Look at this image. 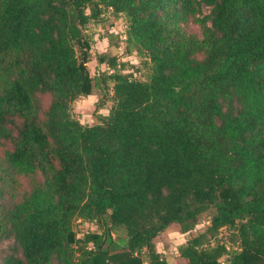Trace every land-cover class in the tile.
Segmentation results:
<instances>
[{"label":"trees","instance_id":"1","mask_svg":"<svg viewBox=\"0 0 264 264\" xmlns=\"http://www.w3.org/2000/svg\"><path fill=\"white\" fill-rule=\"evenodd\" d=\"M106 8L147 80L116 53L89 75L77 47ZM96 91L82 123L73 103ZM203 216L189 264H264V0H0V264H167L155 238Z\"/></svg>","mask_w":264,"mask_h":264},{"label":"rangeland","instance_id":"2","mask_svg":"<svg viewBox=\"0 0 264 264\" xmlns=\"http://www.w3.org/2000/svg\"><path fill=\"white\" fill-rule=\"evenodd\" d=\"M208 12V8H204V13ZM126 29L127 18L125 14H114L111 9L106 8L103 15L97 22H91L86 27V37L89 39V49H80L77 47V53L86 55L85 67L87 68L89 75L94 77L101 72L100 67L103 69L109 68L106 66V60L116 53L119 68L124 71H132L139 80H147L150 75V62L149 60L139 55L132 47L127 48L126 42ZM188 29L195 33H200L199 25L191 20L188 23ZM117 46V47H116ZM130 51V52H129ZM103 61H100V59ZM99 91V90H98ZM97 93V91H96ZM112 93V83H109V94ZM91 95V96H90ZM77 99L72 106V111L75 117H77L82 123L95 124L100 122L98 115L95 113L96 102L100 97V92L97 94H90ZM94 95V96H93ZM48 102V98H45ZM113 105V101L108 98L105 99V106L98 110V113L108 114L110 108ZM22 183L27 186V180L22 178ZM227 187H223L219 191V195L227 190ZM230 203V202H229ZM233 206L240 204L239 199L235 192V201L231 202ZM208 218L203 216L196 223L179 224L174 223L165 231L160 233L155 238V245L157 250L162 254L167 264H189L187 258L180 256L178 246L185 242L189 237L194 236L200 232H203L208 225ZM75 228L79 236H82L84 232L88 230H95L96 226L88 221L78 219L75 223ZM188 228V231H185ZM123 235L122 231L114 232V236ZM231 232L223 228L220 230L217 237V241L212 240L211 246L215 247L218 244L230 246L232 242ZM218 242V244H216ZM0 247L4 250L3 254L13 252L14 241L9 239L0 244ZM226 255L223 254L219 257L220 264H229L226 260ZM1 263V262H0ZM143 264H149L144 262Z\"/></svg>","mask_w":264,"mask_h":264},{"label":"crops","instance_id":"3","mask_svg":"<svg viewBox=\"0 0 264 264\" xmlns=\"http://www.w3.org/2000/svg\"><path fill=\"white\" fill-rule=\"evenodd\" d=\"M91 96V95H90ZM94 96V95H93Z\"/></svg>","mask_w":264,"mask_h":264},{"label":"clouds","instance_id":"4","mask_svg":"<svg viewBox=\"0 0 264 264\" xmlns=\"http://www.w3.org/2000/svg\"><path fill=\"white\" fill-rule=\"evenodd\" d=\"M83 122V121H82Z\"/></svg>","mask_w":264,"mask_h":264}]
</instances>
